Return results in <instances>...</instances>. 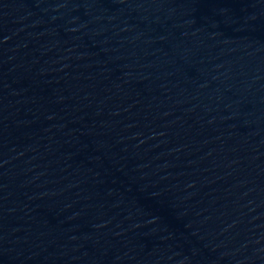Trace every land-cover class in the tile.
Listing matches in <instances>:
<instances>
[{
  "label": "water",
  "instance_id": "obj_1",
  "mask_svg": "<svg viewBox=\"0 0 264 264\" xmlns=\"http://www.w3.org/2000/svg\"><path fill=\"white\" fill-rule=\"evenodd\" d=\"M0 264H264V0H0Z\"/></svg>",
  "mask_w": 264,
  "mask_h": 264
}]
</instances>
